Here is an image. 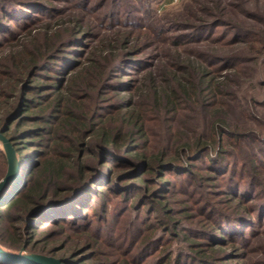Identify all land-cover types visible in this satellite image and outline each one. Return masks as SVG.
I'll use <instances>...</instances> for the list:
<instances>
[{
    "label": "trees",
    "instance_id": "16d2710c",
    "mask_svg": "<svg viewBox=\"0 0 264 264\" xmlns=\"http://www.w3.org/2000/svg\"><path fill=\"white\" fill-rule=\"evenodd\" d=\"M20 1L21 9L16 10L13 17L0 4V15H8V21L26 30L25 36L19 38L20 32L0 27V50L15 41L14 49L3 56L0 54V131L4 135L8 131L11 135L19 134V138L24 139L17 145V138L9 137L17 151L19 147L35 146L36 162L30 170L24 166L15 190L0 201V245L17 251L22 246L23 233L30 237L47 223L72 226L92 235L90 225L94 221L97 223V219L89 221L85 211L92 202V183L104 179L101 185L121 200L124 207L122 216L116 215L118 221L125 220V214L131 211L139 215L141 208L146 207L147 216L134 220L133 227L138 234L131 241L136 248L150 249L161 242L166 244L169 240L162 236V231L164 235L175 236L176 220L164 218L161 224L163 219L158 218L170 212L169 195L177 197L173 203L181 204L179 214L186 215V211L195 208L207 213L204 218L196 214L201 227L197 234L209 237V241L200 243L205 247L204 252L209 251L211 256H201L202 248L197 249V264H216L213 260L221 256L219 250H224L225 246L231 245V250L241 248L244 243L238 247L233 242H237L238 234L245 240L241 231L246 228L232 223L246 222L240 217L243 211L247 219H255L258 215L254 216L253 202L240 198L246 191L242 187L245 169L240 170L239 181L233 179L236 178L235 169L242 168L243 162H230L234 155L230 145L233 139L242 140L251 134L237 130L235 125L234 130H229L224 108V105L229 107V102L220 103L216 95L237 100L232 90L223 89L231 78L226 75L222 81L214 82L208 76L211 72L207 71L217 72L223 64L237 74L245 58L239 54L226 55L219 64L211 65L212 70H206L202 62L173 56L169 66L158 73L144 71L139 75L143 80L137 79L139 83L131 79L123 81L119 79V67L135 65L136 60H131L130 55L139 52L137 38L120 32L100 35L96 45L87 43L89 47L83 50L78 47H86L84 41L92 31V25L85 19L60 15L53 22H43L35 14L29 16L26 10L39 8L24 3L27 0ZM221 16L220 12L213 20L214 25L233 27L223 23ZM238 31L240 33L229 30V36L218 37L217 41L227 47L235 43L252 46L253 41H257L255 31ZM261 42L258 53L264 52V40ZM206 55L200 56L201 59ZM55 62L59 63V68L53 67ZM121 87L128 96L116 92ZM93 90H96L95 98L89 93ZM202 91L208 92L206 99L210 96L213 99L209 104L203 99L201 105L215 107L212 114L206 113L209 116L204 131L193 135L187 128V133L173 128L171 123L179 124L181 118L166 115L177 113L184 103ZM113 99L118 100L116 104L111 102ZM107 100V104H100ZM152 112L165 115L157 116L166 125L160 135V144L158 140L153 142L155 133L147 124ZM184 124L179 125L183 128ZM139 141L148 150L131 156L138 151ZM107 163L118 173L102 178L100 175L109 168ZM257 166L259 164L254 163V167ZM170 175L177 176V180ZM254 179L251 182L257 187L259 184H255ZM214 191L218 193L212 196L218 199L214 202H224L226 210L212 208L216 204L213 205L210 197H199L201 193ZM99 192L100 204L107 203L109 195ZM134 197L130 206H124ZM192 202L194 206H189ZM91 212L96 214L95 209ZM153 213L158 215L152 222L150 215ZM225 221L229 223L223 224ZM2 222L11 234L8 237L1 232ZM180 233L187 238L185 240L193 237L191 228L182 229ZM90 237L86 236L80 245L91 247L94 238L88 241ZM170 251L159 264H167L172 255L179 263L187 255L182 249ZM157 252L159 254L160 250ZM60 259L68 264L67 258ZM0 264L7 263L0 261Z\"/></svg>",
    "mask_w": 264,
    "mask_h": 264
},
{
    "label": "rangeland",
    "instance_id": "374dc122",
    "mask_svg": "<svg viewBox=\"0 0 264 264\" xmlns=\"http://www.w3.org/2000/svg\"><path fill=\"white\" fill-rule=\"evenodd\" d=\"M20 2V0H0V4L11 13V17L14 16L16 10L21 9ZM24 3L39 8V10H31L28 7L26 10L29 11V16L35 14L43 22H53L60 15V17L65 18L70 15V17L85 19L84 21L87 24L92 25V31L84 41L86 47H78L83 50L89 47L87 43L96 45L100 35L120 32L128 34L132 39L137 38L136 48L139 52H132L130 55L131 60H136L135 65L132 64L126 67L125 64L119 67V79L123 81L131 79L139 83L137 79L143 80V77L141 78L139 75H142L144 71L151 70L153 73H158L161 68L169 66V60L173 56L191 58L198 63L202 62L206 70H212L211 65L219 64L222 57L226 55L239 54L245 58L246 61L240 65L242 70L237 74L234 69L224 67L223 64L219 66L222 67L221 70L207 72H211L208 76L214 82H220L223 76L229 75L231 82L228 83L227 88L223 87V89L232 90L237 100L224 95H216L217 99L220 103L228 104L229 102V107L224 105V108L227 109L226 121L229 124V130H234L236 126L237 130L248 131L247 133L251 134L242 140H232L230 148L233 150L234 155L230 157V162L232 160H235V164L243 162L242 168L239 166L235 169L236 178L233 179L239 181V172L245 169L242 187L246 191L242 193L240 198L254 203V216L258 215V219H247L249 217L243 211L240 217L245 218L246 222L232 224L246 228L241 231V233H244L245 240L239 238L238 234V237H236L237 242H233L238 247L239 244H244H241V248L236 247L232 250L230 249L231 245L225 246L224 250H219L222 257L220 256L213 262L216 264H264V52L258 53L257 51L263 43L261 41L264 40V0H27ZM221 8L223 10H220ZM35 11L40 13H34ZM220 12L222 22L233 27L214 25L213 22L215 21L213 20H216L215 17ZM37 23L41 24V22ZM0 27H7L11 32H20L21 36L19 38H23L26 34V30L19 29L14 22L8 21V15L5 17L0 15ZM238 29L247 33H249L248 30L255 31L257 41H253L252 46L235 43V45H228V47L217 41L218 37L227 36L229 30L240 33ZM241 34L244 35V33ZM230 39L232 41L233 37ZM14 42L5 45L0 50L1 56L5 55L9 49L15 48L12 46ZM242 48L244 49L241 50ZM241 51L242 53H236ZM206 54L214 57H208ZM202 55L206 56L201 59L200 56ZM59 66V63L55 62L53 64L54 68H59ZM123 90L121 87L116 92L120 96H128L129 93ZM95 91L89 92L94 98L97 95ZM207 93L202 91L200 95L194 96L190 101L184 103V106L177 113L166 115L179 116L181 118L179 122L185 123L181 128L180 123L176 124L173 121L171 123L172 127L181 130L182 133H187V128L193 135L204 131L203 127L208 125L209 115L206 113L212 114L215 110L213 106L205 105L203 107L201 105V101L208 97ZM136 98H139V95H136ZM210 99H213V97L210 96L209 99H206L207 104H209ZM116 101L118 100L113 99L111 102L116 104ZM107 102L108 100L101 101L100 104H107ZM150 116L147 124L155 133L152 140L154 143L158 140V144H160L162 142L160 135H163V127L166 125L157 116L165 115L152 112ZM182 116H185V119ZM5 136L17 138V145H20L19 142L24 140L22 137L19 138V134L11 135L9 131ZM142 143V141H139L138 151L131 153V156L148 150L146 147L143 148ZM19 148L18 151L15 148L17 155L19 158L21 157L19 178L8 187L7 191L10 190L9 195L19 184L24 166L27 165L30 170L36 162L33 155L35 146H27L25 149L23 147ZM4 157L5 153L0 142V179L6 170ZM261 161L262 164H260ZM254 163L259 164V166L254 167ZM107 166L109 168L100 175L102 178L112 177L118 173L117 169L112 168L111 163H107ZM240 176H242V173ZM170 177L177 180L175 175H170ZM253 178H255V184H259L257 187L251 182ZM102 182H104V179L92 183L93 190L91 191L93 194L90 196L92 202L87 205L85 211L89 221L97 219V223L94 221L90 225L93 231L92 235L86 230H76L72 226L61 227L60 225L47 223L33 232L30 237L23 233L21 246L23 250L27 253H38L56 258L64 257L67 258L68 264H159L170 250L182 249L187 253L186 257L176 263L175 258H173L174 255H172L167 264H197L198 259H196L195 251L202 248L200 242L209 241V237L197 234L201 227L197 223L198 217L196 214L204 218L206 212L203 214L201 210L195 208L186 211V215L179 214L181 204L176 201L173 203L177 197L169 195L170 212L166 215L163 214V217L160 214L158 218L163 219L161 224L164 222V218L176 220V224L179 226L177 225V229H175V236L168 233L164 235L162 231V236L169 240L166 244L161 242L153 245L150 249H144L142 246L136 248L137 245L131 241V238L134 236L136 238L138 234V230L135 232L133 227L134 220H140L143 216H147L145 215L146 207L141 208L139 215L131 211L127 215L125 214L127 217L125 220L119 219L120 221H118L116 215L122 216L123 213L122 202L105 186L101 185L104 184ZM132 190L134 192V189ZM99 191L109 195L107 203L100 204L101 192ZM203 196L210 197L213 205L216 204L212 208L226 210L224 202H214V200H218L213 198L218 196L217 191L201 193L199 197ZM134 200L135 197L130 199L124 206H130ZM189 206H194L193 202L189 203ZM92 209H95L97 216L91 212ZM157 215L156 213L150 215L152 222L155 221ZM227 223L229 222L225 221L223 224ZM2 224L4 225L1 226V232L5 237H8L11 234L6 229L5 223L2 222ZM188 228L192 229L193 237L185 240L187 238L183 237L180 230H187ZM89 235L94 238L92 246H81L82 241ZM235 236L237 235L235 234ZM158 250H160L159 254ZM208 253L209 251L204 252L203 250L201 256H211Z\"/></svg>",
    "mask_w": 264,
    "mask_h": 264
},
{
    "label": "water",
    "instance_id": "95a60500",
    "mask_svg": "<svg viewBox=\"0 0 264 264\" xmlns=\"http://www.w3.org/2000/svg\"><path fill=\"white\" fill-rule=\"evenodd\" d=\"M0 142L6 158V170L0 179V201L9 195L8 187L19 178L20 158L10 138L0 131ZM0 261L7 264H65L60 258L38 253H27L21 247L17 251L4 249L0 245Z\"/></svg>",
    "mask_w": 264,
    "mask_h": 264
}]
</instances>
